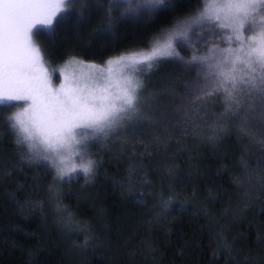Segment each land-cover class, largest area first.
I'll return each mask as SVG.
<instances>
[{
	"label": "snow or ice",
	"instance_id": "6c2138e0",
	"mask_svg": "<svg viewBox=\"0 0 264 264\" xmlns=\"http://www.w3.org/2000/svg\"><path fill=\"white\" fill-rule=\"evenodd\" d=\"M186 8L184 0H0V108L15 109L3 126L18 157L12 168L0 162V182L25 168L51 172L45 199L30 198L28 206L44 212L47 203L62 228L82 232L76 250L113 245L62 205L61 185L94 180L110 157L92 150L117 142L112 157L128 163L118 186L138 203L147 205L144 194L156 182L141 180L137 194L134 181L149 173L161 177V190L149 193L157 199L153 219L166 221L175 184L190 182L179 173L177 154L192 158L201 147L221 161L238 150L242 171L232 184L245 197L238 207L259 201L264 210V0H200L195 11ZM94 13L107 22L100 35L112 36L127 19L155 31L135 50L108 59L106 67L69 55L54 85L57 69L50 70L52 61L35 37L44 33L55 41L63 26H80ZM166 64L180 69L175 79L149 90L151 76ZM189 139L193 151L186 147ZM33 182L40 184L41 177ZM227 231L221 226L215 240L228 264H264V255L252 256L251 249L238 259ZM257 244L264 253V233ZM219 255L213 250L214 258Z\"/></svg>",
	"mask_w": 264,
	"mask_h": 264
},
{
	"label": "trees",
	"instance_id": "16d2710c",
	"mask_svg": "<svg viewBox=\"0 0 264 264\" xmlns=\"http://www.w3.org/2000/svg\"><path fill=\"white\" fill-rule=\"evenodd\" d=\"M184 2L186 12L195 11L200 4V0ZM101 15L94 13L80 26L69 22L59 30L55 41L44 33L37 35L36 42L51 59V65H62L69 55L101 65L120 53L135 50L155 31L146 29L139 20L127 19L118 22L112 36L100 35L98 30L107 23L102 22ZM182 55L187 59L189 53ZM157 71L149 87L159 90L180 69L166 64ZM14 111L0 108V162L9 168L15 166L18 157L13 152V137L3 125ZM119 147L113 144L107 150L103 147L92 150L97 157H110L103 161L94 180L86 183L81 177L61 185L65 193L62 205H67L78 220L91 224L101 239L112 243L113 250L107 247L76 250L75 245L83 243L82 232L62 228L47 203L44 212L32 210L28 200L45 199V186L52 173L43 167L25 168L0 182V264H228L226 252L221 251L215 240L221 226H227L226 234L234 241L238 259L242 260L250 249L252 256L264 255L257 244V237L264 233V210L259 201L239 208L245 197L238 196L240 189L232 184V178L242 171L237 166L238 150L234 155L230 150L229 158L223 161L203 147L192 158L178 153L179 173L190 182L175 184L176 196L165 221L153 219L157 199L149 194L161 190L160 176L149 173L133 183V191L138 194L141 180L156 182L144 194L146 206L138 203L127 187L122 190L118 186L128 168V163L112 157ZM186 147L188 151L194 150L190 139ZM35 176L41 177L40 184H34ZM213 250L220 255L214 258Z\"/></svg>",
	"mask_w": 264,
	"mask_h": 264
},
{
	"label": "rangeland",
	"instance_id": "374dc122",
	"mask_svg": "<svg viewBox=\"0 0 264 264\" xmlns=\"http://www.w3.org/2000/svg\"><path fill=\"white\" fill-rule=\"evenodd\" d=\"M222 46H224V45H222ZM201 49H202L201 51L203 52V51H204V48L202 47ZM187 59H190V54H189V56L187 57ZM101 65L104 66V67L107 66V65H106V62L103 63V64H101ZM48 66H49L50 70H51L52 68L57 69V72L54 73V75H53V84L56 85V86H58L59 83H60V78H59V71H58V69H59L62 65H60V66H58V65L53 66V65L50 64V65H48ZM84 71H88V70H87V69H84ZM152 78H154V75L151 76V78H150L149 81H151ZM168 79H170V78L168 77ZM172 79H175V77H172ZM149 81H148V88H149V90H158V89H153L151 86L149 87ZM163 81H164V80H163ZM165 86H167V82L165 83V85H163V88H164ZM115 146H116V147H119L120 145H119V143L117 142V143H115Z\"/></svg>",
	"mask_w": 264,
	"mask_h": 264
}]
</instances>
